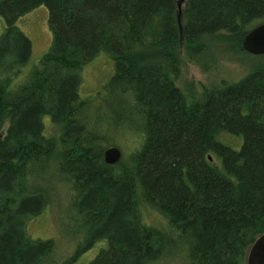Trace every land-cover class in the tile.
Instances as JSON below:
<instances>
[{"label":"trees","instance_id":"trees-1","mask_svg":"<svg viewBox=\"0 0 264 264\" xmlns=\"http://www.w3.org/2000/svg\"><path fill=\"white\" fill-rule=\"evenodd\" d=\"M177 1L0 0V264L49 262L53 241L28 234L47 198L27 180L53 160L70 182L77 214L68 218L88 240L51 264H83L99 241L85 264H155L173 247L186 264L246 263L264 232V60L237 81L203 85L191 102L176 79L180 52L198 61L208 37L235 38L242 51L264 23V0H183L180 20ZM40 6L52 41L26 71L31 42L16 24ZM99 54L112 62L105 88L119 101L115 118L128 99L143 136L126 164L108 165L102 153L123 123L81 112V72ZM45 120L59 128L57 141ZM144 209L160 227L144 223Z\"/></svg>","mask_w":264,"mask_h":264},{"label":"rangeland","instance_id":"rangeland-1","mask_svg":"<svg viewBox=\"0 0 264 264\" xmlns=\"http://www.w3.org/2000/svg\"><path fill=\"white\" fill-rule=\"evenodd\" d=\"M184 6L182 4L181 8ZM16 25L31 42L30 60L22 68L28 71L39 63L41 57L51 45L52 35L48 25L47 8L40 6L29 11L17 20ZM3 29L4 22L0 18V34ZM224 37L225 35L220 36V38L217 36L208 37L203 46L205 51L198 61L186 60L183 52H180L184 63L179 71L176 84L180 87L185 97H187L188 102L193 101L198 96L203 85L219 83L220 80H226L227 82L237 81L250 72L256 63L264 60L263 55H251L243 52V50L241 51L239 48L240 44L235 38L227 39ZM109 66L112 69V62L104 54H99L82 69L80 94L85 106L83 105L81 112L87 116L89 111V115L91 116L88 118L104 114L117 119L114 114L118 115L121 110V107L118 105V99L114 98L111 92L105 88V83L110 77ZM22 74L23 72L14 79V84L21 81ZM114 92L115 90L113 89ZM121 100L123 101L120 102V105L122 106V110L124 109V112L121 115V119H117L116 123L118 125L123 123V127H120L119 133L114 132V136L110 134L109 140L114 138L113 143H116L114 146L121 152L120 162L126 164L131 154L140 147L143 136L137 120H134V117H132L134 114L127 108L129 100L126 98H122ZM112 118L107 119V123L109 121L114 123V119ZM125 123L128 125L134 123V125L130 127L126 126ZM6 125L5 123L3 131L6 129ZM110 127L115 128L114 125ZM110 127L108 128V134L112 132ZM44 128L47 136L56 141L58 140L60 130L54 123L50 120H45ZM123 128H126V130L123 131ZM130 129H132V132L128 131ZM104 138L106 137L104 136ZM106 139H104L106 141L104 149L111 146V144H108V138ZM104 149L102 153H104ZM56 152L57 154L59 153L58 148L55 149ZM56 164L53 160L47 170H41L39 166L31 167L32 173L28 176L27 180L31 190L39 191L47 198L45 209L28 224V234L31 238L50 239L53 241L54 250L48 259L49 262L46 264L66 259L72 254L76 245L83 238L84 240L86 239V236L82 235V228L84 226H80L68 218L69 216L75 217L77 213L75 211L70 212L69 210L70 182L61 174L57 167L55 168ZM141 217L144 223L148 225L161 226L160 216L151 210L144 209ZM81 221L83 223L86 222L83 218H81ZM86 224L85 226L88 229ZM87 240L88 238L85 241ZM104 245L102 241H99V243L95 244L81 257V262L83 264L87 263ZM155 264H186V259L181 251L173 247Z\"/></svg>","mask_w":264,"mask_h":264},{"label":"water","instance_id":"water-1","mask_svg":"<svg viewBox=\"0 0 264 264\" xmlns=\"http://www.w3.org/2000/svg\"><path fill=\"white\" fill-rule=\"evenodd\" d=\"M182 2L183 0L177 1L178 20H180ZM241 47L251 55L264 54V23L256 25L246 33L241 41ZM120 158L121 152L115 146L106 148L103 153V161L108 165L116 164ZM245 264H264V232L251 245Z\"/></svg>","mask_w":264,"mask_h":264}]
</instances>
